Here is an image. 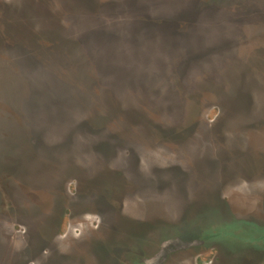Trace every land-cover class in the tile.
<instances>
[{
  "label": "rangeland",
  "instance_id": "rangeland-1",
  "mask_svg": "<svg viewBox=\"0 0 264 264\" xmlns=\"http://www.w3.org/2000/svg\"><path fill=\"white\" fill-rule=\"evenodd\" d=\"M0 264H264V0H0Z\"/></svg>",
  "mask_w": 264,
  "mask_h": 264
},
{
  "label": "trees",
  "instance_id": "trees-1",
  "mask_svg": "<svg viewBox=\"0 0 264 264\" xmlns=\"http://www.w3.org/2000/svg\"><path fill=\"white\" fill-rule=\"evenodd\" d=\"M145 17H147V18H149V19H152V20H153V19L155 20V17H154L153 15H152V17H151V16H150V17H149V16H145V14L140 15V19H144ZM156 19H158V18H156ZM75 54H76V53H75ZM121 105H122V104H121ZM118 109H119L118 107H114L112 110H113V111H116V110H118ZM125 109H126V108H125ZM126 112L129 113V114H131V115H132V118H141V117H143V116H141L140 114L136 113V111L133 110L132 108H130L128 111L126 110ZM98 118H103V117H100V116H99ZM207 208H208V207H207ZM209 208H210V207H209ZM205 209H206V208H203V207L200 208V210H202V212L198 214V212L200 211V210H199L198 212H196V214L200 216V215H202V214L208 212V211H206Z\"/></svg>",
  "mask_w": 264,
  "mask_h": 264
},
{
  "label": "flooded vegetation",
  "instance_id": "flooded-vegetation-1",
  "mask_svg": "<svg viewBox=\"0 0 264 264\" xmlns=\"http://www.w3.org/2000/svg\"><path fill=\"white\" fill-rule=\"evenodd\" d=\"M209 204L211 205V203H209ZM210 208H212V207H210ZM210 208H208V211H210V210H211ZM211 221H212V220L210 219V220H209V221H207V223H205L204 225H206V224H208V225H209V224L211 223Z\"/></svg>",
  "mask_w": 264,
  "mask_h": 264
}]
</instances>
